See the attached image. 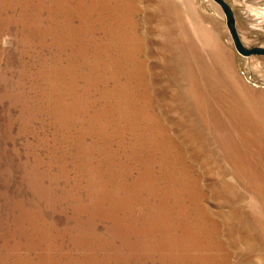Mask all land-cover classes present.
I'll return each instance as SVG.
<instances>
[{"label": "rangeland", "instance_id": "rangeland-1", "mask_svg": "<svg viewBox=\"0 0 264 264\" xmlns=\"http://www.w3.org/2000/svg\"><path fill=\"white\" fill-rule=\"evenodd\" d=\"M0 264H264V55L214 0H0Z\"/></svg>", "mask_w": 264, "mask_h": 264}, {"label": "water", "instance_id": "water-1", "mask_svg": "<svg viewBox=\"0 0 264 264\" xmlns=\"http://www.w3.org/2000/svg\"><path fill=\"white\" fill-rule=\"evenodd\" d=\"M214 1L220 6L225 15L227 28L236 50L243 56L264 55V46L248 47L243 43L237 28L235 13L230 3L227 0Z\"/></svg>", "mask_w": 264, "mask_h": 264}]
</instances>
